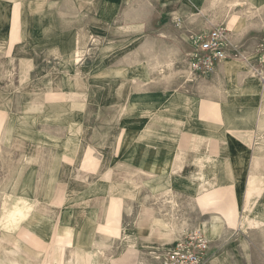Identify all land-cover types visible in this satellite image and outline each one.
<instances>
[{"label":"crops","instance_id":"0c3cea01","mask_svg":"<svg viewBox=\"0 0 264 264\" xmlns=\"http://www.w3.org/2000/svg\"><path fill=\"white\" fill-rule=\"evenodd\" d=\"M183 1L203 16L194 30L225 23L238 51L190 83L185 63L172 81L160 74L172 63L143 57L142 28L86 63L72 57L82 33H106L101 27L121 20L125 0H0V264L4 252L6 264H49L51 252V264H142L145 253L172 248L177 234L144 232L160 204L175 205L178 233L215 216L223 231L221 210L232 206L241 223L250 178L264 184L254 168L263 157L264 0L241 2L252 18L238 0H215L214 17L212 0ZM259 196L253 208H264V187ZM16 209L27 217L4 228L5 210Z\"/></svg>","mask_w":264,"mask_h":264},{"label":"rangeland","instance_id":"374dc122","mask_svg":"<svg viewBox=\"0 0 264 264\" xmlns=\"http://www.w3.org/2000/svg\"><path fill=\"white\" fill-rule=\"evenodd\" d=\"M238 1L240 2V4H242L241 2L243 0ZM215 3V0H212L210 5L208 4V8L210 9V11L207 13L208 17L209 15H212L211 17H214ZM124 5V15L121 20L117 18L113 20L111 24L106 25L105 27H101L108 28V31L106 33L85 32L82 33L83 35L81 34L82 37L79 44L80 50H78L81 57H77L78 59H76V61L86 63L97 55H102L104 51L106 52L105 48H107L108 46L107 42L118 41L122 38L124 39L126 35H128V37L129 35H133V32H135V28H137V30L138 28H142L144 45L148 44V47L144 48L143 50V57L145 59L158 57L160 63H172V65L168 69H166L167 65L161 67L160 74L164 76L169 74L171 75L172 81H178L181 76L179 70L183 68V66L181 65L185 63L186 54L189 51V48H187V45H189V41L193 40L192 37L195 35V33L204 30H194L196 27L198 28L199 26H202L201 23L203 21V16L200 15L199 10L186 8L183 0H125ZM238 9H240L246 17L247 15H249L250 18L253 17L252 13H247L248 10L246 4L243 3L241 6H239ZM237 20L238 25H241L244 18L243 16H237ZM166 28H169L167 29V31L168 34L170 33V35H172L171 32H175V34L173 35V39H170L169 35L166 33ZM229 30L231 34V27L229 28ZM164 35H167V37H165ZM156 40H167L172 41L176 44L173 49L170 48L169 50H167L166 48H150V42ZM112 48V51L116 50V47ZM171 52H173L172 56L170 55ZM53 54L54 53L52 51V54L51 52H49L46 54V56L52 58ZM170 56L172 57V59L167 60L168 58L170 59ZM53 66L54 65H50V68ZM14 69L17 71L16 66H14ZM14 84H16V79H14ZM257 146L261 147V149H259V152L263 155V157L255 161L254 168L258 171V173L264 175L263 133L259 135ZM249 189L250 188H248L245 208L248 202ZM174 204L175 202L172 205ZM174 207L175 205L169 209H166L165 205L160 204L159 208H156L155 210H151V208H149V205L148 208H143V211L144 209H150L154 219H156L155 216H158L159 219L167 223L169 230H174V232L177 233L176 236L172 231L175 236L173 239L174 241H172V245L175 244V241L183 233L188 230L197 229L199 227L198 224L191 225L190 227H188L190 229H185L184 232L178 233L176 223V213L178 212V210ZM190 215L193 218L192 215L194 214H192L191 211ZM243 218L241 220V223H238L239 218L237 221L233 220L229 222V225L226 226L227 229H223V231L222 226V232L220 231L219 235L213 239L209 236L210 223H208L209 221H207L209 218H207V220H201V222H205V225L200 228L206 232L212 242L211 256L206 264H264V223L260 224V226L250 227L248 225H243ZM143 221V230L144 232L149 233L151 223H149L146 219ZM169 222L171 223V225L168 224ZM159 234L162 233L158 232V234H155L154 236L159 240L160 243L169 241L166 236H162ZM3 239L4 236H0V241H2ZM14 245L15 247H17V242H15ZM167 250L168 249L164 248H156L153 250V255H150L149 253L147 255V253H145L146 255L144 254L142 258V264H159V256H162ZM1 259L2 264H6L7 261L5 252L4 256ZM57 259L58 258L54 257V252H51V255L47 257V260H49L50 262L49 264H51L52 261L56 262Z\"/></svg>","mask_w":264,"mask_h":264},{"label":"built area","instance_id":"2783aa9c","mask_svg":"<svg viewBox=\"0 0 264 264\" xmlns=\"http://www.w3.org/2000/svg\"><path fill=\"white\" fill-rule=\"evenodd\" d=\"M192 49L185 58V83L209 77L229 55H238L231 42L230 30L225 23L215 24L209 30L192 37ZM211 240L201 228L188 230L159 256V264H206L211 256Z\"/></svg>","mask_w":264,"mask_h":264},{"label":"bare ground","instance_id":"6f19581e","mask_svg":"<svg viewBox=\"0 0 264 264\" xmlns=\"http://www.w3.org/2000/svg\"><path fill=\"white\" fill-rule=\"evenodd\" d=\"M199 1V0H197ZM236 4V3H235ZM238 4V3H237ZM31 7V6H30ZM38 7V6H37ZM39 9V8H38ZM41 9V8H40ZM31 12V11H30ZM78 33V32H77ZM83 35V34H82ZM80 37V36H79ZM80 39V38H79ZM26 41V40H25ZM88 41V40H87ZM84 43V42H83ZM86 43V42H85ZM78 45V44H77ZM80 46V45H79ZM83 46V45H82ZM36 48V47H35ZM81 48V47H80ZM77 51H75L72 55V57L74 59H78L77 57H81L79 54V51L77 48ZM80 50V49H79ZM86 50V49H85ZM81 62V61H80ZM233 62V61H232ZM231 63V62H230ZM228 64V63H227ZM232 64V63H231ZM77 65V64H76ZM231 68V67H230ZM65 71V70H64ZM68 71V70H67ZM229 75V73H228ZM231 76V75H230ZM232 80V79H231ZM62 102V101H61ZM82 103V102H81ZM83 104V103H82ZM85 106V105H84ZM200 108V107H199ZM264 110V109H263ZM159 112V111H158ZM263 112V111H262ZM263 114V113H262ZM152 118V117H151ZM168 118V117H167ZM169 119V118H168ZM258 119V118H257ZM180 121V120H179ZM178 121V122H179ZM222 125V124H221ZM155 127V126H154ZM157 128V127H156ZM160 128V127H159ZM175 129V128H174ZM127 130V129H126ZM173 130V128L171 129ZM180 130V129H179ZM176 131V130H175ZM245 131V130H244ZM249 131V130H247ZM177 132V131H176ZM183 133V132H182ZM188 135V134H187ZM201 136V135H199ZM189 137V136H188ZM241 137V135H240ZM215 138V137H214ZM247 138V136H246ZM13 139V138H12ZM187 139V138H186ZM194 139V138H192ZM196 139V138H195ZM193 141V143L195 141H198L197 139ZM211 139V138H210ZM244 139V137H243ZM183 140V139H182ZM191 140V139H190ZM220 140V139H219ZM248 140V139H247ZM246 140V141H247ZM192 141V140H191ZM190 141V143H191ZM224 141V140H223ZM184 143V142H183ZM197 143V142H195ZM229 143V142H228ZM227 143V144H228ZM252 143V142H251ZM211 144V143H210ZM213 145V144H212ZM229 145V144H228ZM234 146V145H233ZM206 147V146H205ZM206 154V153H205ZM204 155V154H203ZM202 156V155H201ZM200 156V157H201ZM202 158V157H201ZM209 159V157H208ZM197 160V159H196ZM212 160V159H211ZM203 161V160H202ZM199 162V161H198ZM198 166V165H197ZM209 166V165H208ZM205 168V167H204ZM203 169V168H202ZM229 170V169H228ZM200 171V170H199ZM230 172V171H229ZM233 174V173H232ZM204 175V174H203ZM211 175V174H210ZM181 176V175H180ZM233 176V175H232ZM200 178V177H199ZM173 179V178H172ZM171 179V180H172ZM131 182V181H130ZM217 182V181H216ZM235 182V181H234ZM163 184V183H162ZM173 185V184H172ZM205 185V184H204ZM242 185V184H241ZM263 181L262 178L257 177V176H252L250 178V182H249V195H248V202H247V206H246V212L244 214V218H243V225H248L250 227H256V226H260V224L264 223V208L262 207H257V208H253L255 206V202L252 204V198L256 195H258V197H260L259 195H261L262 191H263ZM188 186V185H187ZM206 186V185H205ZM214 186V185H213ZM207 187V186H206ZM194 188V187H193ZM171 189V188H169ZM189 189V188H188ZM172 190V189H171ZM168 191V190H167ZM170 192V191H168ZM236 194V192H235ZM237 197V196H236ZM14 198V197H13ZM211 198H209V195L202 198L204 205L206 204H210L209 200ZM257 199V198H256ZM6 200V199H5ZM10 201V199H9ZM256 201V200H255ZM258 201V200H257ZM8 203V202H6ZM238 203V202H237ZM9 204V203H8ZM5 205V203H4ZM239 205V204H238ZM33 206V205H32ZM5 208H7L5 206ZM3 208V209H5ZM26 208V207H25ZM31 209V207H30ZM239 209V208H238ZM238 209L234 206H232L231 208L227 209V210H221L223 214H225L228 222H231L233 220L237 221L238 220ZM30 212H28L29 214ZM3 215V214H2ZM27 217V214L23 211V210H5V214L3 217V226L4 228H15L19 221H21V219H23L24 217ZM215 216V215H214ZM211 222H210V228H209V236L213 239L215 237H217L221 231L222 228V220L220 217H213L211 218ZM1 220V219H0ZM27 221V220H26ZM170 223V222H169ZM2 228V227H1ZM6 230V229H5ZM8 230V229H7ZM6 230V231H7ZM157 230H161L163 232H167L168 231V225L167 223H165V221L161 220V219H153L152 221V227L149 230L150 234H153L155 231L157 232ZM31 234L29 232H25L24 236H30ZM91 246V245H90ZM19 248L18 244H17V249ZM13 254V253H12ZM18 255V254H17ZM19 256V255H18ZM17 258V257H16ZM13 259V258H12ZM19 261V260H18ZM15 264H18L17 262H15Z\"/></svg>","mask_w":264,"mask_h":264}]
</instances>
